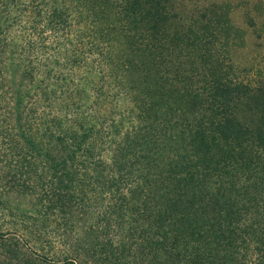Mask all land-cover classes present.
<instances>
[{"label": "trees", "instance_id": "obj_1", "mask_svg": "<svg viewBox=\"0 0 264 264\" xmlns=\"http://www.w3.org/2000/svg\"><path fill=\"white\" fill-rule=\"evenodd\" d=\"M171 2L0 0V208L88 186L96 261L264 264V82L233 77L227 8Z\"/></svg>", "mask_w": 264, "mask_h": 264}, {"label": "rangeland", "instance_id": "obj_2", "mask_svg": "<svg viewBox=\"0 0 264 264\" xmlns=\"http://www.w3.org/2000/svg\"><path fill=\"white\" fill-rule=\"evenodd\" d=\"M214 3L223 10L228 9L227 17L236 29H225L218 38V43H222L224 47H221L230 55L233 77L253 86L263 83L264 0H172L171 9L174 13L188 15ZM257 100H261V96ZM126 104L122 103L119 110L124 111ZM83 189L85 196L82 201L79 196L67 205H72L70 209L52 211L44 204L34 203L31 197L21 198L15 203L13 201L18 199L15 193L6 196L10 208H0V264H71L64 260L68 245L80 253L74 264H105L94 260L91 250V244L99 242L104 233L99 231L104 230L102 208L105 201L100 200L94 206L88 201L90 188L84 186ZM17 205L25 209V215L13 209ZM17 222L26 225L31 236L15 231ZM154 258L149 253L138 257L134 263L160 264L166 256L162 253Z\"/></svg>", "mask_w": 264, "mask_h": 264}]
</instances>
